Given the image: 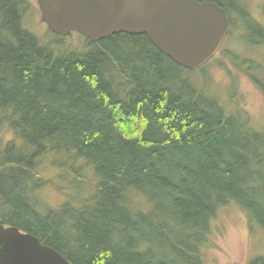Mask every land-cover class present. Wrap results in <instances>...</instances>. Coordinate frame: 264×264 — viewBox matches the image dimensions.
I'll return each mask as SVG.
<instances>
[{
	"label": "trees",
	"instance_id": "1",
	"mask_svg": "<svg viewBox=\"0 0 264 264\" xmlns=\"http://www.w3.org/2000/svg\"><path fill=\"white\" fill-rule=\"evenodd\" d=\"M0 11L1 224L71 264H205L223 212L264 226V122L211 79L222 56L190 70L144 33L91 42L39 32L30 0Z\"/></svg>",
	"mask_w": 264,
	"mask_h": 264
},
{
	"label": "water",
	"instance_id": "2",
	"mask_svg": "<svg viewBox=\"0 0 264 264\" xmlns=\"http://www.w3.org/2000/svg\"><path fill=\"white\" fill-rule=\"evenodd\" d=\"M52 32L72 31L98 41L121 31L144 33L175 63L196 69L217 51L227 32L225 10L197 0H36ZM0 264H71L37 237L0 224Z\"/></svg>",
	"mask_w": 264,
	"mask_h": 264
},
{
	"label": "rangeland",
	"instance_id": "3",
	"mask_svg": "<svg viewBox=\"0 0 264 264\" xmlns=\"http://www.w3.org/2000/svg\"><path fill=\"white\" fill-rule=\"evenodd\" d=\"M31 1L34 5V0ZM260 3L264 8V0H252L250 10L255 12V8ZM232 15L235 17L234 12ZM256 16L259 27L255 26L252 21H246L243 25L239 21L236 25L237 21L232 18L233 37L226 36L220 49L227 48L226 50L238 54L241 59L236 63L219 54L222 56L220 58L222 65L212 66L210 72L211 79L215 80L219 88L223 92H228V99L234 97L238 99L258 123H263L264 93L247 76V73L254 76L258 84L261 87L264 86V12L256 9ZM229 17L231 18L230 11ZM28 20L42 34L46 31V26L41 21L38 11H34ZM251 61L255 67L249 63ZM231 84L237 89H228ZM231 92L234 93L231 94ZM59 186L64 190L67 189L65 185L60 184ZM42 196L44 198L42 201L57 205L66 199L65 192H59L54 185L44 189ZM208 237V243H212V246L204 251L205 264H264V226L254 219L251 220L239 205L233 206L214 219ZM192 263L198 264L195 261Z\"/></svg>",
	"mask_w": 264,
	"mask_h": 264
},
{
	"label": "flooded vegetation",
	"instance_id": "4",
	"mask_svg": "<svg viewBox=\"0 0 264 264\" xmlns=\"http://www.w3.org/2000/svg\"><path fill=\"white\" fill-rule=\"evenodd\" d=\"M225 1V0H224ZM226 5L232 6V10L241 17H251V14L245 11L241 6V0H228L223 2ZM225 7V6H224Z\"/></svg>",
	"mask_w": 264,
	"mask_h": 264
},
{
	"label": "bare ground",
	"instance_id": "5",
	"mask_svg": "<svg viewBox=\"0 0 264 264\" xmlns=\"http://www.w3.org/2000/svg\"><path fill=\"white\" fill-rule=\"evenodd\" d=\"M1 223V222H0ZM11 226H14V225H11ZM14 227H16V226H14ZM16 228H18V227H16ZM18 230H20L21 232H25V233H28V232H26V231H23V230H21V229H19L18 228ZM39 240V239H38ZM40 242V241H39ZM41 243V242H40ZM41 244H43V245H45V246H48V247H50V248H52V249H54L52 246H50V245H47L46 243H41Z\"/></svg>",
	"mask_w": 264,
	"mask_h": 264
}]
</instances>
